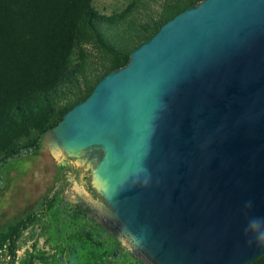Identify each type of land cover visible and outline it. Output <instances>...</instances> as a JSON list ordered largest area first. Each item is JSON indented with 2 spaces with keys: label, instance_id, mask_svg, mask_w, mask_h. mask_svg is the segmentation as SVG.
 <instances>
[{
  "label": "water",
  "instance_id": "1",
  "mask_svg": "<svg viewBox=\"0 0 264 264\" xmlns=\"http://www.w3.org/2000/svg\"><path fill=\"white\" fill-rule=\"evenodd\" d=\"M93 149L96 212L143 264L264 255V0H201L166 21L46 130ZM85 196L88 193L85 192Z\"/></svg>",
  "mask_w": 264,
  "mask_h": 264
},
{
  "label": "rangeland",
  "instance_id": "2",
  "mask_svg": "<svg viewBox=\"0 0 264 264\" xmlns=\"http://www.w3.org/2000/svg\"><path fill=\"white\" fill-rule=\"evenodd\" d=\"M168 2L90 0V10L101 16L99 38L83 29L89 37L77 40L69 57L71 72L51 93L50 105H42L36 116L0 118V264H143L114 229L72 193L64 195L65 169L41 139L109 69L113 50L130 53L153 35L168 17L163 14ZM118 245L123 250L116 253Z\"/></svg>",
  "mask_w": 264,
  "mask_h": 264
},
{
  "label": "trees",
  "instance_id": "3",
  "mask_svg": "<svg viewBox=\"0 0 264 264\" xmlns=\"http://www.w3.org/2000/svg\"><path fill=\"white\" fill-rule=\"evenodd\" d=\"M89 1L0 0V118L13 113L18 118L36 116L42 105H50L51 93L71 72L69 57L77 40L89 37L83 29H89L99 38L96 24L101 16L90 10ZM199 1L169 0L163 13L168 17L161 25ZM113 54L114 61L97 82L109 71L127 63L129 53L113 50ZM92 89L75 104L84 100ZM10 157L14 158V153ZM7 161L8 157L4 163ZM122 250L123 247L118 245L115 252ZM249 264H264V255Z\"/></svg>",
  "mask_w": 264,
  "mask_h": 264
},
{
  "label": "flooded vegetation",
  "instance_id": "4",
  "mask_svg": "<svg viewBox=\"0 0 264 264\" xmlns=\"http://www.w3.org/2000/svg\"><path fill=\"white\" fill-rule=\"evenodd\" d=\"M43 148L46 147L42 146ZM47 148V147H46ZM101 152L99 150L93 149L92 151H87L81 156V161L78 165L74 164V160L65 157L60 162H57L59 166L65 169V176L69 183L64 195H69L68 192L72 193L73 196L80 201L85 207H88L92 213L103 221L106 225L104 218L101 217L97 212L100 208L104 210L103 204L104 200L98 194H96L89 185L90 175L88 165L94 166L99 159ZM85 192L88 196H85Z\"/></svg>",
  "mask_w": 264,
  "mask_h": 264
}]
</instances>
